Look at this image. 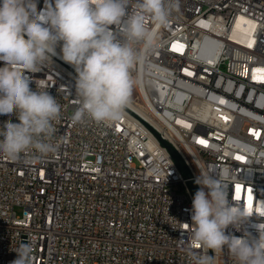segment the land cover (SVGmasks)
I'll use <instances>...</instances> for the list:
<instances>
[{
    "label": "built area",
    "instance_id": "obj_1",
    "mask_svg": "<svg viewBox=\"0 0 264 264\" xmlns=\"http://www.w3.org/2000/svg\"><path fill=\"white\" fill-rule=\"evenodd\" d=\"M34 2L42 13L55 0ZM152 27L155 43L134 66L130 101L114 123L74 122L77 74L60 46L26 73L32 90L61 106L49 140L57 150L0 155V264L27 241L31 264H191L187 250L201 251L189 226L201 170L227 168L229 200L252 214L226 234L258 238L264 0H178L166 26ZM9 119L19 122L0 115V126ZM209 254L213 264H238L227 248Z\"/></svg>",
    "mask_w": 264,
    "mask_h": 264
},
{
    "label": "clouds",
    "instance_id": "obj_2",
    "mask_svg": "<svg viewBox=\"0 0 264 264\" xmlns=\"http://www.w3.org/2000/svg\"><path fill=\"white\" fill-rule=\"evenodd\" d=\"M178 0H55L36 11L34 0H0V115H15L0 126V155L10 160L36 153L40 158L56 152L49 142L54 121L61 112L57 99L46 90H32L28 72L57 55L76 76L78 108L74 122L118 121L131 97L132 70L145 59L155 43L152 27L166 26ZM116 26L114 31L110 26ZM62 42V45H61ZM227 168L219 173L200 171V185L192 200V240L201 251L187 250L191 264H213L209 250L227 248L238 264H264V224L253 225L255 238L226 234L241 230L252 214L235 206L225 190ZM11 264H31L33 245L22 242Z\"/></svg>",
    "mask_w": 264,
    "mask_h": 264
},
{
    "label": "snow or ice",
    "instance_id": "obj_3",
    "mask_svg": "<svg viewBox=\"0 0 264 264\" xmlns=\"http://www.w3.org/2000/svg\"><path fill=\"white\" fill-rule=\"evenodd\" d=\"M201 143H204V141H201ZM237 159H243V157H237ZM240 186H237L238 190H239Z\"/></svg>",
    "mask_w": 264,
    "mask_h": 264
}]
</instances>
